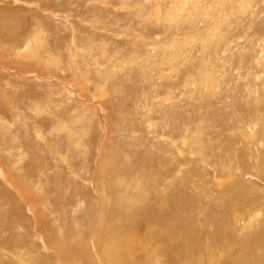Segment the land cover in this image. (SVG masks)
Segmentation results:
<instances>
[{
  "label": "rangeland",
  "instance_id": "obj_1",
  "mask_svg": "<svg viewBox=\"0 0 264 264\" xmlns=\"http://www.w3.org/2000/svg\"><path fill=\"white\" fill-rule=\"evenodd\" d=\"M263 239L264 0H0V264Z\"/></svg>",
  "mask_w": 264,
  "mask_h": 264
},
{
  "label": "bare ground",
  "instance_id": "obj_2",
  "mask_svg": "<svg viewBox=\"0 0 264 264\" xmlns=\"http://www.w3.org/2000/svg\"><path fill=\"white\" fill-rule=\"evenodd\" d=\"M166 17V16H165ZM174 19H176V17L174 18ZM38 33V32H37ZM40 35V34H39ZM38 34H37V36H39ZM33 37V36H32ZM41 41V38H39V37H33L32 38V42H40ZM39 44V43H38ZM28 51V50H27ZM20 52V51H19ZM23 52H26V49L23 51ZM263 52V51H262ZM20 54H21V52H20ZM87 54H88V52H87ZM175 58V57H174ZM206 75V74H205ZM204 78H205V76H204ZM206 79H208L207 77H206ZM205 79V80H206ZM204 87V86H203ZM38 107V106H37ZM176 121H174V125H176V123H175ZM261 125V124H260ZM258 127V126H257ZM258 129V128H257ZM251 132H253V131H251ZM250 138V137H249ZM250 139H252V138H250ZM46 140V139H45ZM249 140V139H248ZM247 144V143H246ZM250 156V155H249ZM21 159H22V157H21ZM111 160V159H110ZM19 161H20V159H19ZM200 162V161H199ZM202 162V161H201ZM154 193V192H153ZM153 195V194H152ZM124 196V195H123ZM154 197V196H153ZM160 197V196H159ZM140 198V197H139ZM154 199H155V197H154ZM103 200H105V197H104V199ZM103 200H102V202H103ZM130 200V202H131V199L128 197V201ZM63 201V200H62ZM101 202V201H100ZM105 202V201H104ZM118 203V202H117ZM116 204V203H115ZM101 206H102V203L100 204ZM138 205V204H137ZM152 205V204H151ZM42 208H44L43 207V205L41 206V209ZM106 208V207H105ZM39 209H40V207H39ZM40 209V210H41ZM101 209V208H100ZM109 209V208H108ZM166 209V208H165ZM121 210V209H120ZM151 210H152V208H151ZM163 210V209H162ZM161 210V211H162ZM169 210V209H168ZM167 210V211H168ZM75 211V210H74ZM158 211H160V209L158 210ZM166 211V212H167ZM177 211V210H176ZM169 212V211H168ZM38 213V212H37ZM154 213V212H153ZM152 213V214H153ZM164 213V212H163ZM171 213V212H170ZM155 214V213H154ZM149 215V214H148ZM157 215V214H156ZM162 215V214H161ZM160 215V216H161ZM150 216V215H149ZM163 216V215H162ZM147 218V217H146ZM145 218V219H146ZM150 218H151V216H150ZM139 219V218H138ZM141 219V218H140ZM184 219V218H183ZM179 220H181L180 218H175V220H174V223H173V225L171 226L172 227V229H173V231H174V233L177 235L178 233H179ZM164 223H162V225L161 226H165L166 225V219L163 221ZM181 225V224H180ZM183 225V224H182ZM160 226V228H162ZM184 226V225H183ZM166 227H167V225H166ZM186 227V226H185ZM188 227V226H187ZM181 228H182V226H181ZM184 228V227H183ZM191 229V233H193V230H192V228H190ZM189 229V230H190ZM185 230V229H184ZM98 231V230H97ZM99 232V231H98ZM147 232V231H146ZM162 232V231H161ZM164 232V231H163ZM168 232H169V230H168ZM171 232V231H170ZM187 232V231H186ZM165 233H167V232H165ZM101 235V234H100ZM163 235H164V233H163ZM170 235V234H169ZM179 235V234H178ZM192 235V234H191ZM193 235H194V233H193ZM148 236H150V235H148ZM167 236H168V234H167ZM173 236V235H172ZM181 236V235H180ZM194 236H196V234L194 235ZM163 237V236H162ZM174 237V236H173ZM40 238V237H39ZM49 238V237H48ZM68 238V237H67ZM95 240H93V246L95 247L96 246V244H97V242H98V235H95ZM167 238V237H166ZM169 238H171L170 236H169ZM190 238V237H189ZM223 238V237H222ZM112 239V238H111ZM114 239V238H113ZM183 239V238H182ZM184 239H185V236H184ZM120 240V239H119ZM152 240L154 241V237L152 238ZM197 240H199V239H197ZM105 241V240H104ZM132 242H133V239L131 240ZM142 241V240H141ZM156 241V240H155ZM174 241V240H173ZM102 242V241H101ZM126 242V241H125ZM135 242V241H134ZM158 242V241H157ZM188 242V241H187ZM224 242V241H223ZM262 243H264V239H263V241L261 240V241H258L256 244L259 246V245H261ZM87 244V243H86ZM224 244V243H223ZM50 245H52V244H50ZM123 245V244H122ZM125 245V247H127L126 246V243L124 244ZM187 245V244H186ZM54 246V245H53ZM98 246H99V244H98ZM106 246V245H105ZM112 247L114 246L113 244L111 245ZM115 246H116V243H115ZM118 246V245H117ZM225 246V245H224ZM122 247V246H121ZM120 246H119V248H121ZM124 247V246H123ZM167 247H168V245H167ZM166 247V248H167ZM197 247H198V245H197ZM98 248V247H97ZM99 248H100V246H99ZM163 248V247H162ZM165 248V249H166ZM196 248V247H195ZM258 248V247H257ZM69 249V248H68ZM94 249V248H93ZM103 249H104V247H103ZM108 249V248H107ZM112 249V248H111ZM159 249H161L160 248V246H159ZM168 249V248H167ZM167 249H166V251H167ZM174 249V248H173ZM209 249V253L210 254H208L207 253V250H206V254H208L207 255V258H208V260H209V262H210V264H222V263H220V260H222V258H223V263H231V262H229V261H233V263L234 264H243L244 262V256L242 255V254H240L242 251H243V249H240V250H242L240 253H238V256H240L241 255V257H240V259L237 257V255H236V258H234V257H229V252L228 253H226L227 255H224V254H222V251L220 252V253H218L217 251H216V245H214L212 248H208ZM85 250V249H84ZM95 250V249H94ZM97 250V249H96ZM113 250V249H112ZM122 250V249H121ZM153 250V249H152ZM199 250V249H198ZM228 250H230V249H228ZM239 250V251H240ZM59 251V250H58ZM102 250H100V249H98V251H97V253H96V257H93V260H95V262H98V264H99V262H101V264H103L102 262H104V260L105 261H108L109 260V258L113 255L114 257L115 256H117L119 259H121L123 256H124V254H123V256H122V252H120V254L118 253V250L117 249H115L114 251H112V252H110V251H104L103 250V252H101ZM120 251V250H119ZM135 251V250H134ZM160 251V250H159ZM164 251V250H163ZM161 252V253H163V255H165L164 253L165 252ZM176 251H178V250H176ZM181 251V250H180ZM244 251H246L247 252V250L245 249ZM132 253H133V251H131ZM169 254L171 253V252H169V251H167ZM173 252H175V250L173 251ZM216 252L218 253V254H216ZM87 253V252H86ZM127 253V252H126ZM132 253L130 254V255H132ZM182 253H183V251H182ZM231 253V252H230ZM103 254V255H102ZM148 254V253H147ZM176 254V253H175ZM189 254V253H188ZM202 254V253H201ZM244 254V253H243ZM75 255V254H74ZM88 255V254H87ZM191 255V254H190ZM133 256V255H132ZM170 256H172V255H170ZM169 256V257H170ZM184 256V255H183ZM195 256V255H194ZM202 256V255H201ZM243 256V257H242ZM246 256V255H245ZM62 257V256H61ZM81 257V256H80ZM114 257L112 258V261H113V259H114ZM191 258H192V255L190 256ZM247 257H250V256H247ZM258 257H259V255H257V258L256 259H258ZM58 258V257H57ZM118 258H116V261L118 262ZM149 258V257H148ZM237 258L239 259V261H237ZM251 258V257H250ZM253 258H255V257H253ZM65 259V258H64ZM81 259V258H80ZM124 258H122V260H123ZM170 259H171V257H170ZM175 259V258H174ZM252 259V258H251ZM260 259V258H259ZM258 259V260H259ZM156 260V259H155ZM159 260V259H158ZM165 260H166V258H165ZM203 260V259H202ZM115 261V262H116ZM129 261H131V260H129ZM246 261V260H245ZM249 261V260H248ZM252 261H253V259H252ZM110 262V261H109ZM171 262V261H170ZM174 262V261H173ZM199 262V261H198ZM203 262H204V260H203ZM242 262V263H241ZM61 263V262H60ZM93 263V262H92ZM106 263V262H105ZM108 263V262H107ZM176 263V260H175V262H174V264ZM208 263V262H207ZM232 263V264H233ZM108 264H110V263H108ZM166 264V263H165ZM169 264V263H168ZM181 264V263H180ZM187 264H188V262H187ZM202 264H204V263H202ZM262 264V263H261Z\"/></svg>",
  "mask_w": 264,
  "mask_h": 264
}]
</instances>
